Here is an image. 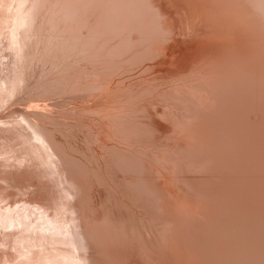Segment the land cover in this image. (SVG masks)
<instances>
[{
    "label": "rangeland",
    "instance_id": "rangeland-1",
    "mask_svg": "<svg viewBox=\"0 0 264 264\" xmlns=\"http://www.w3.org/2000/svg\"><path fill=\"white\" fill-rule=\"evenodd\" d=\"M195 1L199 0H176L182 7L193 6ZM255 1L257 8L264 13V0ZM136 2L141 7V18L129 24L133 27L132 34L140 39L129 46L124 45L128 29L110 28L112 22L101 13V5L96 0H0V210L4 207L18 208V212H13L14 218L24 207L30 211L29 216L21 215L27 218L28 227L23 244L13 242L7 235L18 231L20 226L4 228L0 224V264H75L73 260L53 253L54 248L72 252L64 242L53 244L46 241L29 248L24 246L40 229L47 231L44 220L38 218L39 211L44 210L45 215L51 216L58 207V204L53 205V200L60 195V201H65L58 171H52L48 159L42 161L45 156L48 158L46 152L36 148L35 139L28 140L22 136L23 131H31L25 117L38 129L46 131V126L48 132L58 139L57 147L65 167L80 184L77 197L88 214L93 249L104 264H185L187 256L194 255L207 260L214 253V233L207 227L213 229L216 218L226 217L235 223L232 239L245 238L251 245L249 261L245 264H264V100L238 89L234 77L225 74L224 80L231 86L230 94L235 96L236 104L230 109L224 102L218 105L225 112L223 116L235 117L236 124L220 125L232 128L230 141L218 135L210 139L205 135L204 139L209 142L187 137L183 143H186L185 148L175 147L185 129L204 126L209 121L208 112H215V100H209L212 106L206 107L197 103L195 94L211 99V96L226 93L212 87L208 79L195 78L196 64H202V67L209 65L208 55L197 56L194 68H183V76L175 81L177 84L168 77H162L165 68L148 66L156 61L152 59L151 47L162 41L164 36L157 29L153 10L145 5L144 0ZM215 3L216 0H205L202 5L214 9ZM244 6L248 18L254 23V29L250 25L246 31L248 48L252 50L254 39L264 38V17L253 8L250 0H246ZM206 25L202 24L205 31L196 35L187 23H179L180 32L186 34L185 39L180 33L177 37V42L185 49L184 55L208 45L207 40L215 31L220 38H225L224 34L232 31L240 32L233 24L217 29L211 24ZM95 27L99 32L98 41L105 43L103 46L87 38V32ZM23 34L25 44L20 39ZM116 41L118 44L108 50L107 47ZM225 44L223 42L214 50L222 58L232 54ZM260 52L264 53V50L260 48ZM177 55V52L173 53L170 61H180ZM223 66L217 65L218 69H224ZM2 78H7V82L3 83ZM103 85L111 88L108 98L101 96ZM262 87L264 91V83ZM185 112L189 113L185 115ZM254 113L259 116L256 115L257 120L251 122L248 117ZM149 117L166 130L151 132ZM240 122L247 123L246 145L237 138V135L242 136ZM56 166L58 168V164ZM162 173L168 177L170 189L198 205L202 213L179 212L168 195L157 189ZM219 201L233 204L234 210H222L216 216L204 211L205 206L216 205ZM242 202H248L255 211L243 213ZM61 211L64 216L69 215L65 209L67 214L63 209ZM36 257L39 260L34 262Z\"/></svg>",
    "mask_w": 264,
    "mask_h": 264
},
{
    "label": "bare ground",
    "instance_id": "bare-ground-1",
    "mask_svg": "<svg viewBox=\"0 0 264 264\" xmlns=\"http://www.w3.org/2000/svg\"><path fill=\"white\" fill-rule=\"evenodd\" d=\"M144 1L146 3L145 5L148 8H151L153 10V13H154V15L157 18V29H158L159 33L161 34V36H164V38H163L162 41H160L159 43H157L156 45H154L153 47H151L152 48V54H153L152 55V59H156V61H155L154 64H150L148 66L150 68H153L156 65H158V66H160L162 68H165L164 69V72L162 74V77L163 78L164 77H168L169 80H172V81L175 82L176 80H179L183 76V71H182L183 68H185V67H186V69L187 68H190V69L191 68H194V66L196 64V57L197 56H200L201 57L203 55L204 56L208 55L210 63H207V64H209V65L206 64L207 66L202 67L201 66L202 64H199V65L196 64L197 66L195 67L196 68L195 78L196 79L205 78L206 80L208 79L209 82H210L209 84L212 87L219 88L221 90H224L225 93H226V94H221L218 97L211 96V99H209L210 97L209 98L208 97H201V96L195 94V97L197 98V103H200L202 105H206V107H208L209 105H210L209 107L212 106L209 100H211V101H212V99L215 100L217 102L216 103V107H215V112L214 113L208 112L209 114H207V119L209 121L204 126H196L197 128L195 127V128H187V129H185L184 132L182 133L183 134L182 137L179 139V141H177V144H175L174 146L175 147H179V148L180 147H184V145L186 143L185 144H183V143H184V140H186L187 137H192L193 139L198 138V139H201V141L209 142V141H207V140L204 139L205 138V135L209 139L212 138L213 136L216 137L218 135V136H220L222 138L224 137L225 139H228L227 142H229L230 139H231L232 132H233L232 128H230V129L223 128L220 125L236 124V120L234 119L235 117L233 118L232 116H223L222 113L224 111L223 112L221 111V108H220V106L218 104H221L222 102H224V103H226L228 105V109H230L232 105H235L236 104V98H235V96H232L230 94L231 93V86L229 84H227L226 81L224 80L225 74L232 75L234 77V79H235V85H236V87L238 89H242V90H245L247 92H250L254 96H257L259 99L264 100V91L262 90L263 89L262 84L264 83V53L260 52V48L264 50V38L254 39V45H255V47L252 50L248 48V45L249 44L247 43V39H246L248 32H246V31L248 30L247 28H249L250 25L254 29V23L247 16V12L248 11L246 10V7L244 6L246 0H216V3H215L216 7L214 9L213 8L212 9L211 8H208V7H206V5H202V2H205V0H199L198 2L201 3L199 5L197 4L198 2L195 1V5L190 6V7L189 6L188 7L187 6H183L182 7L181 5H179L176 2V0H144ZM209 1H211V0H209ZM96 2H97L98 5H101V13L104 14L106 16V18L109 19L112 22V25L109 26L110 28H112V29H118V30H127L128 29L127 35L125 37L124 45H129L130 46V45L136 44L140 38L137 35L132 34L131 31L133 30V27L131 26V24H129L131 21L133 22V20H138V19L141 18V7L137 4L136 0H96ZM250 2L252 4L253 8H255L257 11L261 12V14L264 17V13L261 11V9L259 10L257 8V6L255 5L256 1L255 0H250ZM170 4H172V5L173 4L178 5L179 8L178 7H172ZM180 8H182V9H180ZM193 8H194V10L193 11H190ZM193 12L196 14L195 16H193V14H194ZM26 18L27 17H25V19ZM247 18H248V20L250 22L247 20ZM180 22L187 23L188 24V27L192 30V33L193 34H196V35H199L202 31H205L204 28H202V26H201L202 24H207L206 26H209L208 24H211V25L215 26V29H217V27L218 28L219 27L226 28L227 27V24H229V25L233 24V26H237L240 29L239 30L240 32H235V31L229 32L230 30H227L229 33L228 34H224L225 38H220L216 34V31H215V33H213L212 37L210 38L212 40H210V39H209L210 41L207 40L208 41V45H206L204 47H200V48L193 49V50H191L193 53L188 52L187 54L184 55V53H185L184 50L185 49H183L181 47V45L177 42V37H178L179 33L181 34L182 38H184V39L186 38V34L183 33V32H180V26H179V23ZM37 25H38V22H37L36 26ZM98 33L99 32H98V30H97L96 27L95 28H91L87 32V38L88 39H92L98 45L103 46V45H105V43H104V41H101V40L98 41V38H99ZM20 39H21V43L22 44H25V42H26V40H25V34L21 35L20 36ZM223 42H224V44L226 43L225 45H227L232 50L231 51L232 54L229 55L228 58L226 56L227 59L226 58H222L223 56L221 57V56L217 55L215 53V51H214L216 49V47L219 46L220 44H222ZM117 44H118V42L116 41L114 44H110V46H108L107 49L108 50H111ZM257 49H258V51H257ZM175 52L178 53L177 57L179 56L178 58H179L180 61H172L171 62L170 61V56L173 53H175ZM222 52L223 51L221 50V53L220 54H222ZM183 55H184V57H183ZM182 57H183V61H182ZM199 60H200V58H199ZM218 64L224 65L223 66L224 69H221V68L218 69L219 68V67H217ZM167 67L168 68L170 67V68L168 69ZM171 67H172V69H171ZM191 72H193V71H191ZM191 78H192V76H191ZM182 80H184V79H182ZM185 80L187 81V79H185ZM2 81H3V83H6L7 82V78H5V79L2 78ZM160 81H161V79H160ZM166 81H168V79ZM188 81H190V80H188ZM162 82H164V81H162ZM164 84L162 86L165 87ZM123 85H124V83H123ZM170 85H172V84H170ZM185 85H186V83H185ZM143 86H145V84ZM174 86H177V85H174ZM127 88H129V87H127ZM160 88H162V87H160ZM110 89L111 88L108 85L101 86V96L103 95L104 98H108L109 93L111 92ZM122 90H124V89H122ZM129 90L132 91L131 88ZM177 91H178V89H177ZM199 92H200V90H199ZM169 95L172 96L170 93H169ZM180 97H182V96H180ZM186 101H187V99H186ZM178 104H182V103H178ZM173 105H174V103H173ZM224 105L225 104H223V106ZM196 106H197V104H196ZM39 107H38V110H40ZM153 107H156V106H153ZM153 107H152V109H155ZM199 107H200V105H199ZM180 108H181V106H180ZM224 108H225V106H224ZM189 109L191 110V108H189ZM113 110H115V109L113 108ZM118 111H119V109H118ZM163 111L165 112L164 109H163ZM42 112H44V111H42ZM180 112H182V111H180ZM110 113H112V112L110 111ZM116 113H118V112H116ZM125 113H126V111H125ZM151 113H152V111H151ZM176 113L177 112H175V114ZM187 113H189V112H187ZM187 113L185 112V115ZM193 113H194V111H193ZM112 114H110V115L112 116ZM118 114H116L117 117H119ZM155 114H157V113H155ZM168 114H165V115L168 116ZM202 114H204V113H202ZM147 115H148V113H147ZM256 115H258V114L256 113ZM256 115H255V113L254 114H250L249 117H248L249 118L248 120H250L251 122L252 121H256L257 120ZM111 116H110V118H111ZM150 116H152V115H150ZM162 118H164V117L162 116ZM177 118L178 117H176V119ZM115 119L117 120L118 118H115ZM147 119H150V117L147 118ZM176 119H175V121H176ZM207 119H206V121H207ZM24 120L27 123V125L30 127L31 131H27V132H24L23 131L22 132L23 138L24 139H28V140L35 139L36 140L35 142L37 144L36 145V148H42L46 152L48 158H46V156H45V159H43L42 161L45 162V160L48 159L47 160L48 161L47 163H49V164L52 165V171H56V170L58 171V173H59V175L61 177V182L63 183V188L61 190L64 193L63 196H64V199H65V201H62L61 202L60 201L61 200V196L59 195V196H57V198H55V200H53V202H52L53 205H57L58 204L57 205L58 207H57V211L54 210V211H56L55 214H52L51 216L50 215H45L44 210L39 211L38 218H41V219L44 220V223L46 225V230L47 231L43 232V230L40 229V232H38L34 236V238H32V240L30 242H27L26 244H24V246L27 247V248H29L33 244L43 243V242H46V241L51 242L53 244H56L58 242H64L72 250V252H66V251L62 250L61 248H54L53 253L55 255L61 256L63 258H67V259H70V260H73L75 262V264H104L96 256V253H95V251L93 249V246H92V243H91V237H90V233H89V229H88V223H89V221H88V214H86L84 212V210H83V208H82V206H81V204L79 202V198L77 197L79 195V193H80V184H79L78 181H76L69 174L67 168L65 167L64 159H63L62 155L60 154L61 152H59L58 147H57L58 139L55 138L56 136H52L50 134V132H48V129L46 128V126H44V128L46 129V131H44L42 129L36 128L31 122H29L30 120H28L26 117H25ZM112 120L113 119H111V121ZM165 120H167V119H165ZM189 120L191 122H193V120H191L190 118H189ZM107 121H109V118H108ZM171 121H173V119ZM201 121H203V120L201 119ZM145 122H146V120H145ZM166 122L169 123L168 121H166ZM181 122H180V125H181ZM188 123H190V122H188ZM115 124H116V122H115ZM148 125L150 126L149 130L151 129V132L153 131L155 133H161L165 129V127L162 124H159L158 121H155L153 118H151L149 120ZM177 125H176V129L178 128ZM181 126H183V123H182ZM239 126H240L239 127L240 133L242 134V136L237 135V138L240 140V143H245V145H246V140L248 138V136L246 134L247 133V123L240 122ZM102 127H104V126H102ZM169 129H170V127H169ZM114 130H116V129H114ZM180 130H183V129H180ZM248 130H250V129H248ZM176 132H177V130H176ZM113 133H114V131H113ZM172 133H171V135H172ZM159 135H161V134H159ZM98 136H100V135H98ZM117 137H118V134H117ZM152 137H153V135H152ZM155 137H156V135H155ZM96 138H94V139H96ZM174 140H176V138H174ZM60 141H62V139H60ZM152 141H154V140H152ZM158 141H159V139H158ZM171 142H173V141H171ZM97 143H99V142H97ZM159 143L160 142H158L157 144H159ZM121 144H123V143H121ZM130 144H132V143H130ZM173 144L174 143H172V145ZM105 145L103 147H105ZM113 145H115V144H113ZM123 145H125V144H123ZM133 145H131V146H133ZM138 146H139V144H138ZM144 149H145V147H144ZM173 149H175V148H173ZM191 149H193V148H191ZM40 151H42V150H40ZM238 151H240V150H238ZM64 152H65V150H64ZM158 152H160V151H158ZM150 153H152V152H150ZM157 153H156V155H157ZM177 153H178V151H177ZM153 154H155V153H153ZM189 154H191V153H189ZM148 155H150V154H148ZM169 155H171V154L169 153ZM232 155H234V154H232ZM161 156H162V154H161ZM173 157H169V158H173ZM236 157H238V156H236ZM212 159H213V157H212ZM154 160H157V159L155 158ZM240 160H241V158H240ZM108 161H110V160H108ZM105 162H106V160H105ZM56 164H58V168L59 169L57 168ZM155 165H157V164H155ZM173 165H175V164H173ZM196 165L197 164H195V166ZM199 165H201V164H199ZM213 165H214V163H213ZM87 166H89V165H87ZM203 167H204V165H203ZM156 170H157V168H156ZM172 170H173V168H172ZM174 170H176V169H174ZM197 170H199V169H197ZM202 171H204V170L202 169ZM193 172H195V171H193ZM254 173H256V172H254ZM156 174H158V173H156ZM199 175H197V176H199ZM150 176H153V175H150ZM168 176H169V174H168ZM174 176H176V175H174ZM187 176H189V175H187ZM190 176H192V175H190ZM185 180H186V178H185ZM213 180H214V177H213ZM262 180H263V178H262ZM157 189L161 190L162 192H164V194L168 195V197L175 204V207H177V210L179 212L186 213V214H190V213H197L198 211L199 212L201 211V213H202V208H200L198 205H194L193 203H191L189 201H186L185 199H183L180 196L176 195L173 192V190L170 189L169 179L166 176V174H164V173L161 174L160 182L157 184ZM89 192H90V190H89ZM121 192H124V191H121ZM93 195H95V194H93ZM70 198H73V201L70 202L69 201ZM74 199H75V201H74ZM242 203H243V206H244L243 213H245V214H252L255 211L253 208H251V206H250V204L248 202H242ZM259 205H260V203H259ZM256 206H257V204H256ZM53 207H55V206H53ZM21 208H23V206H21ZM233 208H234L233 207V204H231L229 202L219 201V202H217L216 205L213 204L211 206H205V210L204 211L206 213H214V215L216 216V214L218 212H222V210L232 211V210H234ZM62 209H63V212H64V209H65V211H68L69 215L64 216L63 213H61L62 212L61 211ZM4 210H6V211L4 212ZM28 210L24 207L22 210L19 211V216L17 218H14L13 212L14 211L15 212H18V208H16L15 210H13V207H6V208L4 207L2 210H0V224L2 226H4V228L18 227V226H20V229L18 231H15L14 233H11V234H7L12 239V241L15 242V243H21V244H23V242H24V232L27 231L28 227H27V218L26 217H21V215L29 216L30 215V211H28ZM54 211H53V213H54ZM260 211H262V210H260ZM64 214H67V213L64 212ZM1 220H3V222H1ZM162 220H164V219H162ZM164 222H165V220H164ZM165 226H167V225H165ZM207 228H209L210 230H212V232L214 233V238H213V243H212V245H213V252L214 253L211 254L207 260H202L198 256H195V255L194 256H190V257L187 256L188 258H187L185 264H237L239 262H241L242 264H245V263H247L249 261L248 260L249 259L248 249L249 248L251 249V245L246 242V239L245 238L238 239V241H235L234 239H232V237H233L232 236V233L236 230L235 223H234V220L232 218H230V217H226V218H216L214 220V222H213V229H211L209 226ZM29 230H31V225L30 224H29ZM224 235H227V236L225 237ZM50 253L51 252H49L47 255H50ZM74 253H80V255L79 256H75ZM48 257L50 258V256H48ZM38 260L39 259L36 257L35 260H34V262H36Z\"/></svg>",
    "mask_w": 264,
    "mask_h": 264
}]
</instances>
